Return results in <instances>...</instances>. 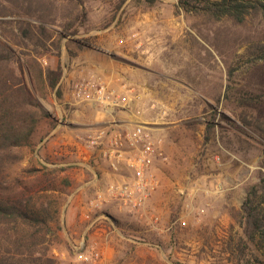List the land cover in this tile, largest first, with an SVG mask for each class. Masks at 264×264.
Wrapping results in <instances>:
<instances>
[{
    "label": "rangeland",
    "instance_id": "obj_1",
    "mask_svg": "<svg viewBox=\"0 0 264 264\" xmlns=\"http://www.w3.org/2000/svg\"><path fill=\"white\" fill-rule=\"evenodd\" d=\"M177 1L0 0V40L18 55L16 71L40 114L32 145L0 171V197L45 207L53 233L41 263L235 264L240 206L264 176V15L216 19ZM79 53L112 77L88 60L77 64ZM58 65L51 89L37 71ZM68 76L70 98L77 86L102 83L129 96L138 118L176 123L167 135L153 132L164 157L158 168L170 163L168 139L186 157L170 163L168 178L154 172L157 185L137 208L114 200L90 208L94 197L78 193L97 151L85 146L90 131L73 128ZM139 78L156 96H137ZM8 229L0 226V256L37 263L16 259ZM80 242L86 259L77 256Z\"/></svg>",
    "mask_w": 264,
    "mask_h": 264
},
{
    "label": "trees",
    "instance_id": "obj_2",
    "mask_svg": "<svg viewBox=\"0 0 264 264\" xmlns=\"http://www.w3.org/2000/svg\"><path fill=\"white\" fill-rule=\"evenodd\" d=\"M146 1L152 4L156 0ZM176 5L185 12L205 13L216 19L229 17L235 22L244 21L253 11L264 15V0H178ZM17 59L15 51L0 40V171L20 159L21 149L32 145L40 119L38 104L16 71ZM25 63L30 70V64ZM37 72L46 86L54 89L61 76V67L40 68ZM56 92L58 95L59 87ZM41 205L0 197V226L12 230L8 232V241L17 260L32 258L37 261L35 264H43L45 250L42 246L46 235L53 232L46 222L48 212ZM240 213L242 235L232 251L235 264H264V176L248 190ZM5 257L0 256V264H9Z\"/></svg>",
    "mask_w": 264,
    "mask_h": 264
},
{
    "label": "built area",
    "instance_id": "obj_3",
    "mask_svg": "<svg viewBox=\"0 0 264 264\" xmlns=\"http://www.w3.org/2000/svg\"><path fill=\"white\" fill-rule=\"evenodd\" d=\"M71 97L74 101H92L102 107H125L131 101L129 96L94 82L77 86ZM84 141L87 148L97 151V158L107 161L116 176L89 201V207L98 208L100 203L111 200L132 209L142 205L157 185L153 171L156 162L164 158L153 131L142 123L100 126L86 134ZM82 247L83 242L76 246L77 256L86 259L88 255Z\"/></svg>",
    "mask_w": 264,
    "mask_h": 264
},
{
    "label": "crops",
    "instance_id": "obj_4",
    "mask_svg": "<svg viewBox=\"0 0 264 264\" xmlns=\"http://www.w3.org/2000/svg\"><path fill=\"white\" fill-rule=\"evenodd\" d=\"M82 58L84 59L82 60ZM92 59L93 57H85L83 56V54L79 53L75 61L78 64V63L88 60L87 63L89 65L87 66L90 67L91 66L90 64L95 63V62L91 63ZM92 68L96 71V73H98V75L101 74L102 72L101 68L97 67L96 65H94V67ZM112 68L113 69L119 68L121 70L128 71L127 68H121V66L119 65H113ZM115 72L116 71H114V73ZM133 73L137 75L138 77L139 75L138 72H133ZM102 75H103L102 77L109 78V79L112 77V76L106 77L103 72H102ZM69 77L70 76L65 78L62 84V88L64 89L66 88L67 83L69 81L68 80ZM139 81H140L139 90L141 91L138 92L139 94L137 96H156L154 92H149V91L145 92L143 79L139 78ZM63 96H67L66 98L67 102L73 107V110H72L73 118L71 121H72L73 128L77 130L92 131L95 128L100 127V126H107V125L130 126V125H133L134 123H142L145 126L149 127L153 132L160 130V132H163L164 135H167L170 132L169 128H171L172 126L171 124H173V126L176 124V123H170V124L167 123L164 125L159 124V126H156V124L154 123L138 118L137 115L134 112H132L130 109V107L133 105L132 101H130V103L125 107H110V106L102 107L92 101H80V102L74 101L72 98L69 97L70 94H69V91H67V88L66 90H64ZM98 106L100 107L99 109L97 108ZM165 152L167 154L166 155L167 158L170 160L171 165L174 164L175 160H178L179 157H182L183 159L186 157V156H183V152L180 148V145L175 142H172L169 139L165 142ZM95 162H96L95 168L91 170L92 172L91 178L83 177L81 179L82 182L79 184L78 193L84 194L88 200L92 197H95L98 191L104 189V187L110 181L116 178V176L110 170L107 161L98 157L96 158ZM170 163L168 164L167 167L161 170V168H158V165L156 162V166L153 169V171L156 173L157 171L161 170L159 172H162V174H164V177L168 178L170 174L169 169L172 167L170 166ZM80 164L86 167L85 162H81ZM226 172H222L221 175H223L225 178H227L229 175L233 176V174H227ZM84 204H86V202ZM79 207L81 208L82 206H79Z\"/></svg>",
    "mask_w": 264,
    "mask_h": 264
}]
</instances>
